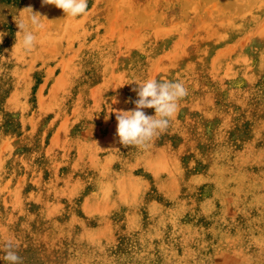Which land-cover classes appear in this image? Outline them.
I'll use <instances>...</instances> for the list:
<instances>
[{
	"label": "rangeland",
	"instance_id": "1",
	"mask_svg": "<svg viewBox=\"0 0 264 264\" xmlns=\"http://www.w3.org/2000/svg\"><path fill=\"white\" fill-rule=\"evenodd\" d=\"M0 33V264H264V0H0ZM149 79L188 95L124 147Z\"/></svg>",
	"mask_w": 264,
	"mask_h": 264
},
{
	"label": "clouds",
	"instance_id": "2",
	"mask_svg": "<svg viewBox=\"0 0 264 264\" xmlns=\"http://www.w3.org/2000/svg\"><path fill=\"white\" fill-rule=\"evenodd\" d=\"M43 3L55 6L62 10L65 16L71 18L86 15L88 11V0H43ZM25 11L30 13L28 25L24 22L17 24L16 34L20 37L21 50L30 53L36 47L35 33L43 27L42 21L46 19L40 13H33L31 8ZM4 35L6 33H0V41ZM133 91L138 97L134 101V109L115 113L116 135L124 147L135 146L147 150L154 139L168 129L171 118L178 113L180 101L188 95V88L179 81L161 82L149 79L137 85ZM144 109H154V115H147ZM3 250L6 264H24V258L18 254L16 246L11 241L5 243Z\"/></svg>",
	"mask_w": 264,
	"mask_h": 264
}]
</instances>
